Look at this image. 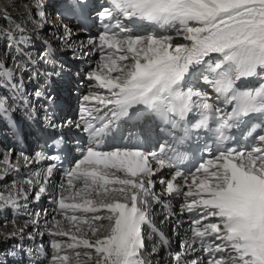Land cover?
<instances>
[{"label":"bare ground","instance_id":"obj_1","mask_svg":"<svg viewBox=\"0 0 264 264\" xmlns=\"http://www.w3.org/2000/svg\"><path fill=\"white\" fill-rule=\"evenodd\" d=\"M142 2L155 9H168V5L186 3L195 11L194 22L188 27L176 26L169 34H159L152 41L149 38L135 39L122 52L111 58L87 60L92 62L97 70H104L100 74L107 75L113 80V84L121 85L133 80L140 64L153 70L164 71L179 63L199 44L215 38H221L224 44L225 41L231 44L209 53L210 61H215L221 56L225 58L224 62L234 61L245 38L263 41L264 0H143ZM7 3L14 7V11L1 10L0 34L3 35L5 29L7 30L4 29L7 17H10L12 22L15 20V24L19 25L13 26L15 28H11L10 31L26 33L31 30L18 22L31 17L30 14L23 13L34 9L35 0H19V3L9 0ZM42 8L41 13L48 15L47 2H42ZM40 22L48 24L43 17L40 18ZM67 34L65 41H60L58 47L67 50L66 53L70 55L73 53L70 51H74L77 47V40L71 32ZM27 36L34 41V33H29ZM0 47H2L1 43ZM85 53L84 51L82 55ZM3 56V64L14 66L9 55L7 57L3 53ZM77 66L76 71L81 73L80 62ZM14 69L16 70V67ZM17 70L19 71L18 67ZM19 166L16 157L5 159L0 163V254L8 256L7 264H16L12 258L17 264H41L39 260L30 262L27 255L23 258L21 256L32 250L35 251L37 247L35 241L38 244L45 241L49 250H54L53 264H125L128 260H134L141 255L147 245L146 235L134 231L121 234L117 224L114 220L110 221L108 215L100 216V221L90 219L79 223L82 225L71 224L65 219L66 217L58 216L55 209L34 205L36 199L33 198L32 202L29 192L33 185L42 183L41 175L35 179L29 178L28 185L27 181L19 178V172L15 170ZM61 186L67 187L64 183ZM53 193L59 197L66 196L62 190H53ZM81 198L88 197L84 194ZM100 198L102 199L100 203L106 204L122 199L123 193L103 189L100 196L91 195L88 199L97 202ZM19 205L25 207L23 210L20 209L21 218L24 219L17 218L12 213L14 206ZM9 207L11 212L2 214L3 209ZM48 232L64 233V236H55L54 241L50 242L47 239ZM65 250L68 251L64 252ZM60 251L65 254L58 256Z\"/></svg>","mask_w":264,"mask_h":264},{"label":"rangeland","instance_id":"obj_2","mask_svg":"<svg viewBox=\"0 0 264 264\" xmlns=\"http://www.w3.org/2000/svg\"><path fill=\"white\" fill-rule=\"evenodd\" d=\"M8 1H9V0H8ZM1 3H2V2H0V4H1ZM2 4H3V5H2L3 7L0 6V12H1V10H2V11H5V12H13V11H14V10H13L14 7L10 6V5L7 3V0H6L5 2H3ZM10 4H11V3H10ZM11 5H12V4H11ZM5 6L7 7V10H8V11L6 10V7H5ZM15 10H16V9H15ZM5 24H6V23H5ZM5 26H6V25H4V28H5ZM78 64H79V63H77V65H78ZM40 208H43V206H40ZM10 212H11V211H10L9 208H8V209H3L2 214H5V213H8V214H9Z\"/></svg>","mask_w":264,"mask_h":264}]
</instances>
